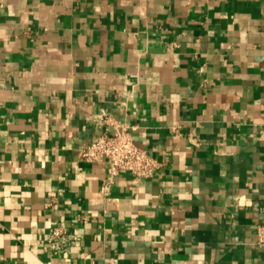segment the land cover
Listing matches in <instances>:
<instances>
[{"label":"crops","instance_id":"obj_1","mask_svg":"<svg viewBox=\"0 0 264 264\" xmlns=\"http://www.w3.org/2000/svg\"><path fill=\"white\" fill-rule=\"evenodd\" d=\"M103 114L151 177L80 157ZM260 224L264 0H0V264H264Z\"/></svg>","mask_w":264,"mask_h":264},{"label":"built area","instance_id":"obj_2","mask_svg":"<svg viewBox=\"0 0 264 264\" xmlns=\"http://www.w3.org/2000/svg\"><path fill=\"white\" fill-rule=\"evenodd\" d=\"M110 126L93 142L83 147L80 157L83 160L97 163H106L110 180L121 171H127L137 177H151L157 167L158 161L145 149L136 145L133 136L124 126H115L108 116L101 117ZM256 244L264 254V225L256 226ZM51 248L64 252L70 245L77 242L74 234L63 227H56L46 235Z\"/></svg>","mask_w":264,"mask_h":264}]
</instances>
